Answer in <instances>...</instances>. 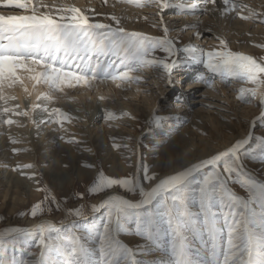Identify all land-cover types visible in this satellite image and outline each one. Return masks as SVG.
Masks as SVG:
<instances>
[{"label":"snow or ice","instance_id":"obj_1","mask_svg":"<svg viewBox=\"0 0 264 264\" xmlns=\"http://www.w3.org/2000/svg\"><path fill=\"white\" fill-rule=\"evenodd\" d=\"M104 4L108 0H102ZM117 2L143 8L154 6L160 13L178 7L181 11L202 8L205 11H218L223 17L233 15L241 21H255L264 17V13L256 12L243 0H117ZM209 6H212L211 9ZM0 7H15L23 10V14L5 15L0 13V121L5 125L18 124L12 115L28 117L34 124L54 123L64 129L65 121L71 122L73 117L59 107L49 109V103L56 99V94L67 95L66 89L78 87L91 89L97 83L112 82L116 88L130 87L141 80L136 73L146 68H162L167 83H173V72L179 65L171 59L176 48L165 35L155 37L143 32L128 31L121 26L123 17L116 14L106 15L95 9L82 10L64 0H0ZM105 15L110 22H101L93 17ZM147 17H145L146 19ZM264 23V19H260ZM155 26V25H154ZM199 35V33H197ZM257 47L264 48V44ZM167 54L166 58H158L156 50ZM189 60L202 64L209 72L221 77L241 82L238 99L247 102L250 97H260L264 107V56L254 57L241 51H233L225 39H219V47L204 50L188 45L185 48ZM103 58V59H102ZM25 79L32 82L33 89L43 85L46 91L36 95V103L30 110L17 111L19 105L8 106L9 100L15 99L6 93V89L16 85H24ZM27 92V87L24 88ZM100 100L106 99L104 96ZM40 110L47 113L46 119L39 121L32 114ZM113 113H108L112 119ZM255 119H264V111ZM67 131L66 129H64ZM249 136L237 140L231 147L220 151L209 158L191 164L189 167L172 175L159 178L149 190L139 186L135 177L112 178L100 171L89 188L92 193L103 192L120 186L128 191H139L140 199L131 201L119 195H111L99 205H92V211L103 208L107 210V222L99 235V256L101 264H119L114 259L124 256L126 264H140L131 251L118 244L114 232L123 228V221L131 216H139L146 206L154 202L164 207V215L168 217L169 227L175 236H179L185 227L186 211L182 207L189 195L192 178L204 173L199 189L201 207L205 213V225L212 240L209 264H264V183L252 179L241 171L240 152L249 143ZM60 139H65L61 136ZM16 143L15 140H12ZM75 143V137L67 141ZM119 147V145H114ZM261 156H264V140L256 144ZM20 151L13 149V152ZM32 167L30 164L17 165ZM224 173L235 174L238 182L247 188L248 198L242 200L232 193L221 181ZM211 169V170H208ZM24 175L25 173H21ZM37 174L33 173L32 177ZM145 180H157L155 175L144 171ZM37 183L39 181L37 180ZM218 185V188H217ZM44 201L33 205L31 214L36 216L43 211L45 201H55L47 187ZM219 192L223 210L220 214L213 212L212 199ZM169 199L171 207H168ZM259 203L260 212L251 205ZM71 215L81 216L82 208L70 211ZM223 216L226 228V243L217 249L216 238L224 232V228L216 226L218 216ZM22 239L39 237L41 252L34 264H97L92 253L81 237L69 234L64 237H52L57 231L56 225L50 221H42L28 229L13 230ZM222 257V259H221ZM0 264H8L0 257ZM28 264V262H25ZM160 264H193L188 250L182 242L173 244L170 258L161 260Z\"/></svg>","mask_w":264,"mask_h":264},{"label":"rangeland","instance_id":"obj_2","mask_svg":"<svg viewBox=\"0 0 264 264\" xmlns=\"http://www.w3.org/2000/svg\"><path fill=\"white\" fill-rule=\"evenodd\" d=\"M263 1L264 0H256L254 3H260V6L263 5L264 8ZM210 24L213 28H218L221 25L213 22ZM189 31L191 30L184 29L182 32L177 34L179 47L186 48L188 45H193L202 47L203 49L205 48L206 50L219 47V41L215 40L217 41V44H215L216 42L214 43V41L210 42L211 40H209V38L212 37V35L207 32V29L204 31V33H201L200 36H197V34L194 33L195 29L193 32H191V34H188ZM158 33L159 34H157L155 37H162L165 35L164 31L159 30ZM262 35L264 38V33ZM228 46L233 51L242 50L241 52L257 58L264 56V48L261 47H257L251 54L248 53L249 50H245L239 46H230L229 42ZM153 55L156 57L159 55L158 58H161V56L162 58L167 57V54L160 49L156 50ZM171 59L177 60V63L180 64L179 67L173 72L172 84L167 83V78L162 68H150V70L146 68L141 71L142 73H140V77L143 75L141 80L138 83H133L130 87H124V89L121 88L119 90V88H116L114 85L106 86V88L103 86L101 88V92L98 93L100 95L95 94V92L90 93L91 95L85 92L86 95L84 96H87V98L97 95V97L104 96L107 99H112L113 102H117L119 109H109V111L104 115L103 119H105V121L107 120L106 123L108 122V125L110 124L108 127L109 129L111 128L110 132L114 130V132H112L113 134L111 133V138L108 139V144L110 147L114 148V151L119 152V154L124 158L123 160H127L128 164L125 166V171L110 173L109 170L111 169V164L103 161L104 158L102 157L99 148L93 150L92 148L86 147L87 149L84 150L86 151L87 159L85 164L81 165V167L92 171V173H95L96 171L97 175L100 171H102L106 176L112 178L135 177L138 184L139 176L137 178L134 174V158L136 155L137 144L139 145L138 149L140 150L141 160H143V167L141 170L143 171V177L145 169H147L148 175L158 176L163 174L165 169L163 167L156 169L155 162L152 160H154V157L159 158L161 154H165L166 156L173 154V157L177 159V156H175V149L181 147V145L175 140H178L176 138L181 135L180 133L182 131L185 130L183 137L189 141L188 144L190 143V146L186 148L189 150V152L192 151L195 156H198L200 155V151L203 150L207 145L209 148L217 149L218 151H221L226 147H231L240 137L238 134L244 129L246 135L251 134L252 141L249 142L240 152V164L242 166L241 171L250 176L252 179L264 183V156H261L259 150L256 149V144L259 141L264 140V119H255L261 114L262 111H264V107H262L260 103V97H250L247 102L239 100L237 97L241 82L231 80V78L221 77V75L217 73L209 72L203 67L202 64H197L196 68L194 69L191 65L195 63L189 60L188 53L186 51L179 52V54L176 52L175 56L171 57ZM185 59H188V62L190 63L187 62L186 65L183 64ZM184 65L185 67L188 65V73H186L187 70ZM199 75H201V77H198ZM222 88H224L225 91H222ZM9 89L13 90V87ZM79 89L80 88H77L76 90L71 91L72 96L74 98L77 97L76 100L81 98V96L84 94V92ZM105 94L107 96H105ZM108 94L110 98L108 97ZM12 95H14V93ZM175 102L181 103L183 107L177 108V106H174L176 105ZM148 106H153V110L149 116ZM137 109H139L141 113H137ZM112 111L114 114L113 118H106L108 113H112ZM184 111L189 112L190 114V116H188L190 118L187 120L185 126L182 124L180 126L176 125L177 127H175L170 118H165V116L171 112L174 113V116H180V113H184ZM196 112L203 115L218 116L222 122L219 124L220 128H213L212 124H210V121L206 120V118L202 119L197 115ZM251 120L253 121L251 122ZM69 126L70 125H66L64 128H68ZM164 130L168 135L166 140L161 142L155 141V139H162L157 138L156 136L161 134V131ZM198 139H200V141H198ZM75 140L76 145L84 143V141L82 142L81 139L79 140V138H75ZM193 140L196 141L191 143ZM114 145L120 146L114 147ZM90 146L93 145L91 144ZM193 146L195 148H193ZM77 148L81 147L77 146ZM116 148L118 150H116ZM170 151H173V153H165ZM23 153L19 152L17 156H13L16 157L14 160L18 163L16 166L13 165L10 168V171L13 170V173L25 180L23 181V186H12L10 188L11 190L8 192V196L6 197L5 193H7L9 185L6 183L5 177H0V227H3L5 224L11 222L10 224L16 226L17 228L28 229L34 226V223L37 220H41L43 218L52 219L57 228V231L52 234L53 238L57 236L64 237L68 236L69 234H74L81 237L85 242L86 247L89 246V250H92V258L93 254L95 258H93V260L97 261L98 264H101L98 248L100 246L99 235L104 230V224L107 222L108 214L107 210L103 208L95 212L92 211V205H99L98 198L100 193H102H92L89 191V188L96 178L94 177L91 179V175H89L85 178L78 179L77 183L74 181L72 182V180L68 181L65 179L59 181L56 180L55 182L53 174L46 171L45 169H42L48 165L47 163H42L40 159L37 160L34 155L30 156V151ZM97 159L100 160L98 164ZM20 161L22 162L20 163ZM27 162L30 163L32 167H25V169L24 167H20L17 169L18 164L23 166L28 164ZM63 167H65V171L63 170V172H66L70 166L63 165ZM0 168L2 167L0 166ZM157 170L158 172H155ZM220 171V179L226 184L227 188L237 197L241 198L242 200H246L248 198V190L238 182L236 175L224 173L222 168ZM21 173L25 174L22 175ZM33 173H36L37 175L32 177ZM61 173L62 172H60V174ZM196 175H194L192 178L189 187V195L185 204L179 208L181 213L186 211L189 214L185 218L186 227H184L185 231L192 230L189 232V234L195 233L193 230H195L196 225L205 219V213L201 207V199L199 194V189L201 187L200 182L202 181L204 173L201 172L200 174ZM37 180L39 183H37ZM144 181L150 182L145 179ZM45 187H47L51 195L55 197V201H45L42 205L43 211L39 212L36 216H33L31 214L33 205L44 201V197L46 195L44 191L38 189H43ZM119 187L120 186H114L112 189H119ZM119 190L120 192L133 197L135 201H138L141 198L138 190L132 192L123 187H120ZM13 203H15V205ZM220 204L221 200L219 192L217 191L216 195L212 199L211 210L218 214H220L221 211L228 210L227 208L222 210ZM168 207H171L170 199L168 202ZM251 207L256 212L261 211L259 203H254L251 205ZM80 208H82L83 212L81 216L70 214L71 210ZM163 213L164 207L161 204L154 202L152 205L146 206L139 216H131L136 224H131V221H129L131 218L128 217L123 221L122 230L114 232V237L118 244L129 249L131 253L133 252V257H140V260L135 258V260L141 261L140 264H160L161 260L168 259L167 256L171 254L174 243H183V235L180 234L179 236L174 237L173 232L170 233L168 217ZM189 218L192 221H189ZM93 221L98 222V227L96 230L98 233L96 235L90 232L86 233L85 231L88 224L92 223ZM216 226L218 228H224V232L216 238L217 249L219 250L220 246L226 243V228L224 227L222 215L218 216ZM205 229L206 228L201 226L198 227V230ZM163 231L166 233H163ZM161 233H163V236L161 240L158 239L157 241V234ZM194 240V245L197 247L195 249L196 256L194 257L191 255L193 258L190 257L193 261V264H209L212 240L209 237L208 232L203 237L195 236ZM147 241L148 244L146 243ZM184 242L190 246L188 241ZM160 243L164 247L163 253H159L156 250L158 247L159 250L162 251L160 248ZM184 246L186 247L185 244ZM136 248H138V251ZM41 250L42 249L39 244L38 236H33L32 238L25 240L17 236L15 232H13V234L10 236L0 235V257H4L8 261V264H25V262H28V264H34V262L38 259ZM164 253L168 255H165ZM114 259L118 260L119 264H126L125 257L122 255L117 256Z\"/></svg>","mask_w":264,"mask_h":264},{"label":"bare ground","instance_id":"obj_3","mask_svg":"<svg viewBox=\"0 0 264 264\" xmlns=\"http://www.w3.org/2000/svg\"><path fill=\"white\" fill-rule=\"evenodd\" d=\"M185 1H187V0H185ZM254 1H256V0H243L244 3L248 4L256 12L264 13L263 5L261 4L262 6H260V3H254ZM49 2H51V0H49ZM64 2L69 3V4H74L75 6L80 7L82 10L91 8V9H95L96 12L103 13L106 15L116 14L118 16H121V17H123L121 20V26L124 27L128 31L143 32V33L151 35V36H156L157 34H159L158 33L159 30L164 31L163 30L164 27H167L168 28L167 35H168V37H170L172 39L173 43L175 44L176 52H178V54H179V52L185 51L184 47H179V43L177 40V34L182 32L184 29H190L191 30L188 32V34H191V32H193V30L195 29L194 33L195 34L199 33V35H197V36H200L201 33H204V31L207 29V32H209L212 35V37L209 38V40H211L210 42L214 41V43L216 42L215 44H217V41H219V39L222 38V39H225L227 42H229L230 46H239L240 48H244L245 50H249L248 53H251V54H252L253 50H255L257 48V45L264 44V38L262 35L264 33V23L260 22V19H264V17H261L255 21H241L239 18H236L233 15H229L228 17H223L219 14L218 11H212V10L205 11L202 8H197L194 10L181 11L178 7H171L169 9L163 11L162 13H160L159 10L154 6H145L143 8H137L134 6L119 3V2H117V0H108L107 4H104L102 2V0H64ZM174 2L179 3L180 0H174ZM211 7L212 6H209L210 9H211ZM0 13H3L5 15H19V14H23V10L15 8V7H0ZM145 17H147V18L145 19ZM93 18L98 19L101 22H106V23L110 22L109 20H107L105 18V15H101V16L93 17ZM211 22L216 23L218 25L221 24V25L218 28H213L210 24ZM185 38H187V37H185ZM215 40H217V41H215ZM199 48H202V47H199ZM204 50H206V49L204 48ZM158 57H159V55H158ZM161 58H162V56H161ZM188 61H189L188 59H185L183 64L186 65ZM188 63H190V62H188ZM177 64L180 65L179 63H177ZM181 64H182V62H181ZM197 64L198 63H195L191 66L195 69ZM185 65H184V67H185ZM187 66L185 67L187 70V72L185 71L186 73L189 72ZM147 69L150 70V68H147ZM140 73H142V72H138V73H136V75L140 76ZM186 75H185V78H186ZM198 77H201V75H199ZM154 81H155V79H154ZM109 85H114V84L112 82L108 81V82L97 83L91 89L78 87V88H80L79 90H82L84 92V94L81 93V94H83V96H81V94H80L81 98H79L78 100H76L77 97L74 98L72 96V92H71L72 90H76L77 88L76 89H66V93H67L66 96L61 95L59 93L56 94V99L54 101H52L51 103H49L48 106H49V109H51L53 107H59L63 111L67 112L70 116L73 117L71 122L66 121L64 123V126L70 125L68 128H64L67 131H65L64 129H61L59 125L54 124V123L46 122V123L37 125V124L32 123L28 117L15 116V115H12L11 113H9V115H11L12 119L17 120L19 122L18 124L5 125L2 123V121H0V164H1L0 166L2 167V168H0V177H5L6 183H8V185H9V189H8L7 193H5L6 197L8 196V194H9L8 192L11 190L10 188L12 186H23V183H24L23 181H25L24 179H21L19 176H17L15 173H13L12 172L13 170L10 171L11 166H13V165L16 166V164L18 163L14 160L16 157H13V156H15V155L17 156V154H19V152H22V153L26 152L27 153L30 151V153H29L30 156L34 155L37 158V160L40 159L42 161V163H47L48 165L42 169L43 170L45 169L46 171L51 172L55 178V182H56V180L59 181V180L65 179L68 181L72 180V182L74 181L75 183H77L78 179L85 178L89 175H91V179L94 177L95 178L97 177L96 171H95V173H92V171L81 167V165L85 164L86 159H87L86 151L84 150V149H87L86 147L92 148L93 150L96 148H99L101 155L104 158L103 161L111 164V169L109 170L110 173H115V172L126 170L125 166L128 164L127 160L125 159L126 161H124L123 160L124 158L119 154V152L114 151L113 150L114 148L110 147V145L108 144V139L111 138V135L113 134L112 132H114V130H112V132H110L111 128L110 129L108 128L110 124L108 125L107 124L108 122L106 123L107 120L105 121V119H103L104 115L109 111V109H111V108L119 109L118 104H117V102H113L112 99L106 98L104 100H100L99 97H97V95L96 96L94 95V97L90 96L91 95L90 93L95 92V94H98L101 92V88L103 86H105V88H106V86H109ZM25 87H27V89H28L27 92L24 91ZM120 89L121 88H119V90ZM222 89H223L222 91H225L224 88H222ZM91 90H92V92H91ZM108 90H109V88H108ZM43 91H46V88L43 85H39V86H37L36 89H33L32 82L25 79L24 85L18 84L17 87L16 86L13 87V90L9 89V92H8V89H6V93L9 96L15 97V99L9 100L8 106L11 107V106L19 105V108L16 109L17 111L30 110L31 105L33 103L37 102L35 99L36 95L39 92H43ZM85 92L89 93L90 94L89 96L91 98H87V96H84V95H86ZM13 93H14V95H12ZM110 94H112V93H110ZM98 95H100V94H98ZM78 96H79V93H78ZM105 96H107V95L105 94ZM119 96H120V94H119ZM108 97L110 98L109 94H108ZM3 106H4L3 101H0V108H2ZM174 106H177V108L183 107V105L179 102H177L176 105H174ZM148 107H149L148 108V112H149L148 116H149V114L153 110L152 109L153 106H148ZM137 110H138L137 113L140 112L139 109H137ZM112 113H113V111H112ZM196 113L202 119L206 118V120L210 121V124H212L213 128L219 127V124L222 123L220 118L216 115H203V114H200L198 112H196ZM180 114H181L180 116H177V115L174 116V113L171 112L170 114L166 115L165 118L166 119L170 118L171 122L173 123V125H175V127L180 126L182 124L185 126L187 120H189V118H190V117H188V116H190V114H189V112H185V111H184V113H180ZM46 117H47V113H44L40 110H37L36 112H34L32 114V118L37 120V121H39L41 119H46ZM252 121L253 120H251V122ZM225 124H226V122H225ZM173 129H176V128H173ZM177 129H179V128H177ZM181 130H183V129H181ZM172 131H175V130H172ZM184 131H182L181 133L179 132L181 135L176 138L178 140H175V141H178L179 144L181 145V147H178L177 149H175V152H176L175 156H177V159L175 157H173V154H171L169 156H166L165 154H161V156L159 158L154 157V160H152L155 162V168L156 169H160L162 167L165 169V172L161 175L156 176L157 180H154V181H150V182L144 181L143 171H141L142 167H143L142 166L143 160H141L140 150L138 149L139 145L137 144L136 155L134 158L135 163L134 162L133 163H134V174L136 175L137 178L139 176V179H138L139 186L144 187L145 190H149L150 187L154 186V184L156 182H158L159 178H163L167 175L175 174L176 172L181 171L186 167H189L191 164L197 163L200 160L209 158L211 155H214V154L220 152L217 149L209 148L207 145L205 148L203 147L204 148L203 150L200 151V155L195 156V154L192 151L189 152V150L186 148V147L190 146V143L188 144L189 141H187V139H185L183 137ZM238 135H240V137L237 140H240V139H243V138L249 136V134L246 135V132L244 131V129ZM61 136H64L65 139H63V140L60 139ZM167 136L168 135H167V132L165 130L161 131V134H158L156 137L162 138V139H158V140L155 139V141H158V142L164 141V140H166ZM72 137H75L77 139L79 138V140L81 139V141L82 142L84 141V143L78 144V145H76L75 143H68L67 141L69 139H71ZM113 137H114V135H113ZM169 139H171V138H169ZM12 140H15L16 143H13ZM172 140H173V138H172ZM249 140H250L249 142H251L252 137ZM109 141H112V140H109ZM195 141L196 140H193L191 143H194ZM198 141H200V139H198ZM91 144L93 146H90ZM183 144H185V145H183ZM201 144H203V143H201ZM77 146H79L81 148H77ZM193 148H195V147L193 146ZM227 148L228 147L224 148L223 150H225ZM13 149H19L20 151L13 152ZM116 150H118V149L116 148ZM223 150H221V151H223ZM165 153H173V151L165 152ZM159 154H160V152H159ZM132 160H133V158H132ZM99 161L100 160L97 159V164L99 163ZM21 162L22 161H20V163ZM28 164H30V163H28ZM63 165L70 166L66 172H63V170L65 168V167H63ZM144 165H145V163H144ZM24 169H25V167H24ZM60 172H62V173L60 174ZM155 172H158V170ZM119 189H120V187H119ZM119 189H117V188L108 189V190L100 193V196L98 198V204H100L104 199H106L108 196H111V195H119L125 199H128V200L135 202L133 197H130L129 195L124 194L123 192H120ZM13 204L15 205V203H13ZM99 216H101V215H99ZM204 220H202L201 223H198L196 225L195 230H193L195 233L189 234V232L192 230L189 231L186 229L187 231H185V228L180 233L181 235H183L182 241L186 245V249L188 250L189 257L193 258V256L194 257L196 256V250L195 249L197 246L194 245L195 244L194 237L195 236L196 237H203L208 232V231L206 232L207 227L205 225ZM42 221L53 222L52 219L43 218L41 220H37L34 223V225L39 223V222H42ZM129 221H131L130 223L133 225L136 224L133 218H131ZM189 221H192V220H190V218H189ZM10 223L11 222L5 224L4 226H6V227H4V226L0 227V235L10 236L13 234V232H14L13 230H16L15 228H17V227L10 224ZM199 226L204 227L206 229L205 230H198ZM97 227H98V222L93 221L92 223L88 224L85 231H86V233L90 232V233L96 235L98 233L96 231ZM185 227H186V223H185ZM17 229H20V228H17ZM169 230H170V233H172L171 229H169ZM150 231H151V229H150ZM143 233H144V231H143ZM163 233H166V232L163 231ZM163 233L157 234L158 235L157 241H158V239L161 240ZM174 237H177V236L174 235ZM184 241H188L190 243V246H188ZM146 243L148 244V241ZM142 246H144V245H142ZM148 246H150V245H148ZM88 248H90V247L88 246ZM160 248L162 249V251L159 250V248L157 247V249H156L157 252L163 253L164 247L161 245V243H160ZM92 249H93V247H92ZM137 249L138 248H136V250ZM90 252L92 253V250ZM165 255H168V254H165ZM191 255H193V256H191ZM93 258H94V254H93ZM134 258L139 259L140 257L136 256ZM147 258H148V256H147ZM167 258L169 259L170 255H168ZM139 262H141V261H139ZM197 264H200V263H197Z\"/></svg>","mask_w":264,"mask_h":264}]
</instances>
